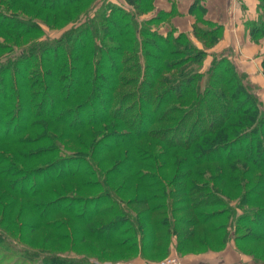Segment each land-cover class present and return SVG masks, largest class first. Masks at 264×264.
Segmentation results:
<instances>
[{"label": "rangeland", "instance_id": "1", "mask_svg": "<svg viewBox=\"0 0 264 264\" xmlns=\"http://www.w3.org/2000/svg\"><path fill=\"white\" fill-rule=\"evenodd\" d=\"M46 1L0 0V22L6 20L12 23V20L21 17L34 28L40 29L36 35H24L11 28H1L0 71L8 67L7 63L19 55L23 46L58 39L62 42L60 38L67 31L83 26L85 17L79 12L91 0L79 7V14L67 11L64 5L61 6L63 9L55 12L40 8L39 3ZM62 1L65 0H52V3ZM190 1L168 0L171 12L164 20H157L164 11H156L154 5L150 9V0L140 2L142 15L140 9L138 13L129 7H125L127 10L122 9L133 12L142 26L137 44L132 41L128 43L124 38L112 42L124 48L123 62L116 67L115 75L107 78L112 83L106 90L96 89V84H91V87L83 85L84 88H80V93L71 102L89 105L86 118L90 116L91 121L97 120L96 123H100L97 125L101 126L102 117H105L108 119L106 125L111 124L113 128L100 127L96 130L94 126H89L83 131H75L73 137V130L69 127H73L74 123L69 119L67 123L71 125L65 126L43 123V119L38 118L39 100L31 102V115L21 125L9 124L14 117L13 111H10L0 126V234L6 238L0 237V264H47L52 255L64 260L81 258L83 264H138L134 262L136 258L140 264H155L170 255L177 256L181 264H264V244L244 245L243 240L239 242L236 232H233L235 215L231 211L237 216L241 214L237 208L241 188L217 193L214 188L212 191L208 189L210 184H203L201 179L194 176L199 169L204 171L210 168L204 175L207 179L218 167L217 162L205 163L201 167L192 166L191 172L186 175V189H182L181 184H170L171 179L178 174L175 164L182 160L186 151L168 147L181 145L179 143L184 141L179 123L185 111L189 110L191 116L194 113L189 103L195 96L188 95L187 88L183 87L181 100L162 95L148 97L146 88L153 86L155 94L163 90L158 82L169 73L163 62H173L171 56L165 54L175 45L185 43L191 47L185 51V55L192 58V62L185 65L196 72L191 87H195L197 81L203 89L207 85L209 92H216L222 87L221 82L215 79H228V70L221 68H226L225 64L219 63L221 69L211 71L212 76L209 78V72L206 76L204 73L218 57L225 56L229 65H235L239 82L250 97L257 106L264 108V35L255 33L264 22V0H231L227 6L223 0V4L218 1L217 5H213V0ZM184 15L189 17V29L179 32L174 28L173 20ZM233 31L240 34L241 42H236ZM145 32L150 34L148 38ZM178 35H181L177 41L179 43L175 42ZM171 43L174 44L169 47ZM248 45L257 48L256 54L262 59L258 74L245 70L241 65L243 61L242 54L239 56V46ZM245 47L243 55L252 57L253 54L245 52ZM158 48L165 53H158ZM157 57H160V62H157ZM91 66L92 63L88 66L89 71ZM151 66L160 69L152 77L151 74H145ZM27 72L28 85L34 87L31 92L34 93L39 88L35 75L32 69ZM157 72H160V76ZM257 75L262 80L256 79ZM66 83L67 79H63L60 85ZM209 92L204 95H209ZM97 94L99 101L94 102L91 99ZM77 111L81 113L79 108ZM75 115V112L69 111L70 118L76 120L78 116ZM189 121L185 120L186 129ZM169 152H177L174 154L176 158L166 160L165 154ZM74 171H78V175L73 179L67 178L69 175L59 177L61 173ZM182 174L184 172L180 171ZM131 176L134 180L148 179V184L144 186L132 182L133 189L116 192L117 198L123 200L121 207L132 213L131 218L139 215L141 218L146 216L147 220L143 232L136 230L133 233L130 226H121L114 234L113 241L133 245V236L140 232V238H146L142 239L143 244L140 243V246L145 247V243H151L150 232L161 245L158 244L157 253L150 252L146 258L149 261L134 256L131 259L132 255L120 249H108L103 242L97 243L92 238L83 237L84 231L89 230L92 234L95 232L93 238L103 235L97 228L114 219L113 211L116 214L118 208L112 206L114 201L108 200L103 204L101 199L106 191L111 193L123 187L125 179ZM61 178L66 181H60ZM251 187L246 186L245 191ZM140 194L141 199H146L142 201L146 205L135 204L139 202L137 199ZM196 203L204 205L196 208ZM47 205L51 207L47 208ZM257 205H264V200H260ZM106 209L109 210L107 215L104 212ZM82 211L85 219L78 215ZM218 211L220 213L217 214ZM197 212H203L204 216L214 213L215 219L210 217L207 220L209 233L204 226H198L195 230L203 244L192 243L182 248L179 243L187 239L184 225L188 220L194 221ZM168 225L173 227L174 234L166 233ZM125 229L130 230L123 232Z\"/></svg>", "mask_w": 264, "mask_h": 264}, {"label": "trees", "instance_id": "2", "mask_svg": "<svg viewBox=\"0 0 264 264\" xmlns=\"http://www.w3.org/2000/svg\"><path fill=\"white\" fill-rule=\"evenodd\" d=\"M47 1L39 3V7L55 12L58 9H63L61 6L64 5L67 11H72L75 14L80 13L79 15L84 16L85 21L83 26L78 27L76 30L70 29L67 31L60 38L63 39L62 42L58 39L46 42H34L23 46L19 55L14 56L7 63L8 67L0 71L3 75L0 77V126L3 125L11 110L14 117H11L12 120L9 124L21 125L25 123L26 118L31 115V102L39 100L40 114L38 118L43 119V123L70 126L71 124L67 123V119H69L70 122L74 123L73 127H69L73 130V133L75 131H83L89 126H94L96 130L100 129V127L102 129L113 128L111 124L106 125L108 119H104L105 117H102L101 126L97 125L100 124L96 123L97 120L91 121L90 116L86 118L85 116L89 112V105H84L83 102L76 104H72L71 102L80 93V88H84L83 85L91 87V84L92 86L96 84V89L106 90L105 88L109 87L112 83L107 78L113 77L116 73V67L119 63L123 62L124 49L121 44L112 42L124 38L128 43L132 41L134 44H137L136 40L138 37L140 38V30L142 29L133 12L130 13L123 10H127L129 7L138 13L142 0H121V2L91 0L80 12L79 7L87 0H69L70 2L65 0L60 3H52V0ZM95 1L97 3L93 5ZM154 2L155 0H150V9L153 7ZM140 11L142 15L143 12L141 9ZM170 12H163L162 17L159 16L157 20H164L165 17L170 15ZM1 28H11L12 30L23 32L24 35H36L40 33L39 28H34V26L27 23L21 17L19 19L15 18V21L12 20V23L2 20L0 22V30ZM256 32H259V35H264V22L261 23L259 30H255ZM71 34L73 36H70ZM130 34L133 36H130ZM145 36L148 38L150 34L147 33ZM180 37L181 35H178L175 42L179 41ZM145 42L148 44L147 41ZM173 44L171 43L169 47H172ZM188 48L191 47L185 43L177 44L165 54L171 56L173 62H163L169 73L164 75L158 82L163 87L161 92L155 94V89H152L153 86H146L148 97H152L153 95L160 97L162 95L174 100H181L183 98V87L187 88L188 95L195 96L189 103V107L193 108L194 113H192V116L194 115V118L191 119L190 111L187 110L183 114L184 121L182 119L179 123L184 141L179 143L181 145H170L168 147L171 150L182 148L186 151L182 160H178L175 164L178 174L171 179L170 184H181L183 185L181 188L186 189L188 185L186 175L191 172L192 166L201 167L205 163L217 162L219 165L216 167L213 175L206 179L204 175L210 171V168H206L204 171L199 169L194 174L195 178L201 179L203 184H210L208 189L210 191L216 189L217 193L222 191L226 193L229 189L238 190L241 188V197L237 204V208L240 209L241 214L237 216L235 212L231 211L235 215V230L233 232H236V238H238L239 242L243 240L242 243L244 245L264 244V205H257L260 200H264V108L256 105V102L250 97L251 95L239 82V75H236L235 65H229V61L225 59V56L218 57L204 73L206 76L209 72L207 74L209 78V76H212L211 71H219L221 68L226 71L228 70V79H215L221 82L222 87L217 89L216 92H209L207 85L203 89L199 81H197L198 83L196 82L195 87H191V80L195 77L196 72L191 71L192 69H188L185 65L192 62V58L187 56V54L185 55V51ZM157 50L158 53H165V51H161L159 48ZM157 58V62H160V57ZM91 63L92 72L88 69ZM219 63L225 64L226 68H220ZM151 68H147L145 72V74H151L150 77L160 70L158 67ZM185 68L188 70H185ZM29 69H32L35 75V82L39 87L34 93H31L34 87L28 85L26 73L28 74L27 71ZM157 75L160 76V72ZM63 79H67V83L61 86L60 83ZM206 92H209V95L205 96ZM168 95L172 96L168 97ZM91 100L98 102L99 94L93 96ZM62 106H65L64 109H61ZM77 108H79L81 113H78ZM69 111L75 112V116H78L76 120L75 118H70ZM186 119H190L188 129H186ZM99 132H96V136ZM74 135L75 133L73 137ZM174 154H177V152ZM174 154L171 152L166 153V160L167 158L175 159L176 155ZM160 157L164 156L161 155ZM180 171L184 172V174L180 175ZM76 174L78 175V171L61 173L59 177L69 175L67 178L73 179L77 176ZM65 178L59 180H63L64 182L66 181ZM132 179L133 176L125 179V185L120 187V189L117 188L116 191H114L115 189L111 193L106 191L105 196L101 199L102 201L100 200L103 204H106L108 200L114 201L115 204L112 206L118 208L116 214L113 211L112 215L115 216L114 219L97 228L103 235L93 238L95 232L92 234L89 230L84 231L85 235L83 237L92 238L97 243L103 242L108 249H120L128 255H132L131 259L139 257L149 261L146 259L147 256L150 252L157 253V246L158 244L161 245L150 232L148 234L152 238L151 243L148 245L145 243V247L140 246L142 239L146 240L144 237L140 238V232L133 236V245H123L120 242L113 241L114 234L118 232L121 226L125 224L128 227L130 226V229L132 228L131 231L134 233L136 230L142 231L144 223L147 220L146 216L141 218L139 215L131 218L132 213L121 207L123 200L117 198V193L129 192L133 189L131 187L132 182L143 184L144 186L148 184V179ZM178 179L181 181H178ZM248 185L252 187L245 191V187ZM141 195L137 199L139 202L135 204L146 205L145 202H142L146 201V199H141ZM49 202H54V200L48 201L45 204ZM202 205L204 204H198L196 208H200ZM46 207L50 208L51 206L47 205ZM150 211L154 212L152 209ZM104 212L107 215L109 210L106 209ZM213 214H206L204 216L203 212H197L194 214V221L188 220L185 225L183 224L186 229L184 235L187 239L179 243L182 248L192 243L196 245L204 243L196 235L195 230L198 226L206 227L209 223L207 220L213 217ZM78 215H81L82 219L86 218L83 211ZM212 219L215 218L213 217ZM130 229H125L123 232H129ZM206 229L208 231L207 227ZM88 233L89 235H87ZM166 233L174 234L171 225H168ZM0 237L6 239L4 235L0 234ZM81 260V258L64 260L52 255L47 260V264H83Z\"/></svg>", "mask_w": 264, "mask_h": 264}, {"label": "crops", "instance_id": "3", "mask_svg": "<svg viewBox=\"0 0 264 264\" xmlns=\"http://www.w3.org/2000/svg\"><path fill=\"white\" fill-rule=\"evenodd\" d=\"M189 1V0H187ZM193 1V0H192ZM190 1V3L192 2ZM213 5H217L218 1H222V0H213ZM226 1V6L229 4V1L231 0H223ZM222 1V4H223ZM186 4V3H185ZM185 4H183L185 6ZM211 5V6H213ZM154 6L157 9L156 11H164V12H169L170 11V6L168 4V2L166 0H155L154 2ZM227 10V9H226ZM228 18V17H226ZM173 24H174V28H176L179 32H184V31H188L189 29V17L188 16H181L178 17L176 19L173 20ZM234 34V38L236 40V42H241L242 38L240 36L239 33H236L235 31H233ZM233 41V39H232ZM245 46H239L240 54L239 56L242 54V61L241 65L245 68V70L252 72L253 74H258L257 72L261 69V58H259L258 54H256L257 48L253 47L252 45H248L245 47V52L249 55L253 54L252 57H248L243 55L242 50L244 49ZM244 52V50H243ZM245 57V58H244ZM256 79L258 80H262L258 75L256 76ZM139 259L136 258L134 260V262L140 264V262H138Z\"/></svg>", "mask_w": 264, "mask_h": 264}, {"label": "built area", "instance_id": "4", "mask_svg": "<svg viewBox=\"0 0 264 264\" xmlns=\"http://www.w3.org/2000/svg\"><path fill=\"white\" fill-rule=\"evenodd\" d=\"M155 264H181L180 261L178 260L177 256L175 255H170L159 262H156Z\"/></svg>", "mask_w": 264, "mask_h": 264}]
</instances>
